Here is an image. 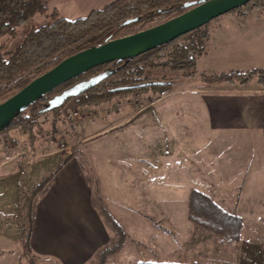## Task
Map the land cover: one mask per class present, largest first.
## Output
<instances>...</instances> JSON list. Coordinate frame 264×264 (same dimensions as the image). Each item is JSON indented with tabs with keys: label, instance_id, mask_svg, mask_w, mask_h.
Listing matches in <instances>:
<instances>
[{
	"label": "rangeland",
	"instance_id": "obj_1",
	"mask_svg": "<svg viewBox=\"0 0 264 264\" xmlns=\"http://www.w3.org/2000/svg\"><path fill=\"white\" fill-rule=\"evenodd\" d=\"M114 1L45 0L47 17L46 13H37L14 35L2 36L0 44L9 49L15 48L31 28L52 21L53 17L50 16L54 9L58 17L76 20ZM172 17L173 14L158 15L150 22H137L122 29L118 36L136 33ZM222 17L201 29L209 34V40L206 42L207 51L198 60L196 75L189 77L188 69L173 68L168 49L162 51V56L157 53L139 60L142 73L139 77L170 81L173 86L168 92L133 93L84 107L75 105L71 100L59 114L49 111L38 117L41 128L36 130V140L45 144L40 153H52L55 157L62 155L63 160L75 153L93 188V201L102 211L104 222V217L109 215L127 233L122 250L110 256L107 264H137L142 261L192 264L201 258L233 264H264V215L254 214L260 219H253L248 200L241 198L245 194L252 156L254 151L258 155L259 149L252 151L251 144L241 138L240 141L226 143L222 149L215 136L211 138V134H208L210 141H206L207 132L198 125L191 126L190 132L182 131L180 126L181 131L177 129V132H173L174 124L188 118L190 110L186 108L189 107L191 112L200 110L199 90L215 92L223 86L234 90L233 87L242 89L253 83L260 85L257 78L244 86L209 85L202 81L204 72L212 74L264 69V48L255 43L256 40H251L252 47L242 45L234 48L231 43H225L218 58L214 47L215 33L226 19ZM227 27V33L217 38L219 43L226 42L229 37ZM188 40L183 37L179 42L182 44ZM109 67L113 70L116 66ZM119 77L112 78L114 82L109 83L113 86L120 84ZM150 95L155 97L154 101L150 100ZM72 111L79 114L68 118V113ZM194 116L197 115L192 113ZM182 133L187 135L185 140ZM57 135L65 140L63 149L55 140ZM27 142L26 145L15 144L19 154L14 159L15 153L4 151L5 155H0V163H6L1 164L0 168V225L10 226L8 231L0 230V264H63L35 256L27 244L28 207L33 186L24 188L13 223L1 213L9 206L7 202L11 203V197L12 201L16 200L11 190L10 174L15 169L26 167L34 159L35 149L28 147L30 143ZM157 144V152L147 150ZM47 159L45 165L39 164L33 169L49 175L63 161ZM15 161H21L22 165H16ZM191 188L206 192L226 210L242 216L244 228L240 242L225 244L222 235L189 219ZM108 229L112 236L114 231L110 227ZM83 264L96 263L91 257Z\"/></svg>",
	"mask_w": 264,
	"mask_h": 264
},
{
	"label": "trees",
	"instance_id": "obj_2",
	"mask_svg": "<svg viewBox=\"0 0 264 264\" xmlns=\"http://www.w3.org/2000/svg\"><path fill=\"white\" fill-rule=\"evenodd\" d=\"M198 1L116 0L102 9L93 10L88 16L76 20L58 17L54 9L50 16V18L53 17L52 21L31 28L15 48L9 49L0 44V102L17 93L34 78L50 70L66 57L91 46L101 45L111 39L121 37L118 34L122 29L137 22H150L158 15L173 14L175 17L187 10L184 3L194 2L197 4ZM263 6L264 0H252L227 14L246 16L254 9ZM47 10L45 0H0V38L5 34L14 35L21 26L28 24L37 13L44 14ZM129 19L131 21L127 23ZM202 28L203 26L139 56L98 65L70 79L38 98L26 109L18 112L11 123L0 130V134L20 127L28 134V141L33 145L36 140V130L41 128L38 121L39 115L49 111H53L57 115L71 100L75 105L84 107L110 101L115 97H127L133 93L164 94L168 92L173 86L170 81L139 77L142 74L139 68V60L144 59V56H153L157 53L162 56L164 55L162 51L168 49V53L171 55L169 62L173 68L188 69L187 75L189 77L196 75L198 60L207 51L206 42L209 40V34L202 32ZM183 37H187L189 40L181 44L179 40ZM110 65L116 67L112 70ZM100 76H104L103 79L99 80ZM118 77L120 84L113 86L109 83V81L114 82ZM201 77L202 81L209 85L239 84L240 86L248 85L254 78H257V82L264 87L263 68L212 74L204 72ZM71 90L75 92L66 99L52 103L55 96ZM149 98L151 101L155 100L152 95ZM74 154L68 155L56 170L45 176L38 184L33 185L28 207V246H30L37 198L47 191L55 175L68 160L75 156ZM188 205L189 219L195 224L210 228L215 233L222 235V241L225 244L234 245L240 242L244 228L242 216L226 210L212 196L197 188H191ZM104 218H106L107 227H110L114 234L109 243L99 247L95 252L93 258L96 264H107L110 256L122 250L127 238V233L120 223L113 220L109 215ZM137 264L188 263H149L142 261ZM192 264L233 263L201 258Z\"/></svg>",
	"mask_w": 264,
	"mask_h": 264
},
{
	"label": "crops",
	"instance_id": "obj_3",
	"mask_svg": "<svg viewBox=\"0 0 264 264\" xmlns=\"http://www.w3.org/2000/svg\"><path fill=\"white\" fill-rule=\"evenodd\" d=\"M222 18L226 19L222 21L220 27L218 26L215 33L214 47L218 58V53L225 43H231L234 48L242 45L252 47L251 40H256L255 43L264 48V6L256 8L246 16L226 14ZM226 26L230 35L226 42L224 40L219 43L217 38L220 34L227 33ZM228 89L231 87L223 86L221 90L215 92L199 90L200 110L197 112L195 109L191 112L189 107L186 108L190 110H188V118L174 124L173 132H177V129L181 131L179 126L182 127V131L190 132L191 126L198 125L207 132V135L211 134V138L215 136V140L221 143L222 149L226 143L240 141V138L251 144L252 151L255 148L259 149L260 153L255 155L256 151H254L252 156L247 170L245 194L241 198L248 200L253 219H260L254 217V214L264 215V87L253 83L242 89L234 87L232 88L234 90ZM192 113L197 116L192 117ZM1 134L7 135L15 144H28V134L21 128ZM182 136L184 140L187 137L184 133ZM208 136L204 138L206 141H210V135ZM43 146L45 144L40 140L28 145L35 149L33 161L10 174L11 190L16 200L12 201L11 197V203L7 202L9 206L2 209L1 213L12 223L24 188L38 184L47 176L34 170L33 167L39 164L45 165L47 158L51 161L63 160L62 155H58L57 158L52 153H40L39 150ZM156 147L159 149V144L147 150L152 149L157 152ZM0 153L5 155L1 147ZM15 157L17 155H13L12 158ZM15 162L16 165H22L21 161ZM1 164L6 163H0V168ZM262 219L264 220V217ZM9 227V225L2 227L0 225V230L8 231ZM108 232L103 214L93 201V188L75 155L55 175L47 191L37 198L30 248L34 255L40 258L51 259L57 263L63 262V264H83L94 257L99 247L109 243L111 234Z\"/></svg>",
	"mask_w": 264,
	"mask_h": 264
},
{
	"label": "water",
	"instance_id": "obj_4",
	"mask_svg": "<svg viewBox=\"0 0 264 264\" xmlns=\"http://www.w3.org/2000/svg\"><path fill=\"white\" fill-rule=\"evenodd\" d=\"M252 0H199L184 3L187 10L162 23L94 45L63 59L50 70L34 78L17 93L0 102V130L11 123L16 114L31 103L70 79L105 63L133 58L171 42L212 20L242 7ZM131 19L127 20L129 23ZM104 76H100L99 80ZM74 90L52 99L57 103Z\"/></svg>",
	"mask_w": 264,
	"mask_h": 264
},
{
	"label": "built area",
	"instance_id": "obj_5",
	"mask_svg": "<svg viewBox=\"0 0 264 264\" xmlns=\"http://www.w3.org/2000/svg\"><path fill=\"white\" fill-rule=\"evenodd\" d=\"M79 114L78 111H72L68 113V118H74L75 116H77ZM55 140H57V142L60 144L61 149H63L65 147V140L57 135L55 137ZM52 141V139H51ZM0 147L2 149V151L4 152H8V153H15V155H18V147H16L15 143L5 134H0Z\"/></svg>",
	"mask_w": 264,
	"mask_h": 264
}]
</instances>
